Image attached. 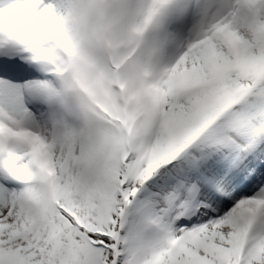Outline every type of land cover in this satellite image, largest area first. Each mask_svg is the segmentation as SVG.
Masks as SVG:
<instances>
[{
    "label": "snow or ice",
    "instance_id": "obj_1",
    "mask_svg": "<svg viewBox=\"0 0 264 264\" xmlns=\"http://www.w3.org/2000/svg\"><path fill=\"white\" fill-rule=\"evenodd\" d=\"M0 264H264V0H0Z\"/></svg>",
    "mask_w": 264,
    "mask_h": 264
}]
</instances>
